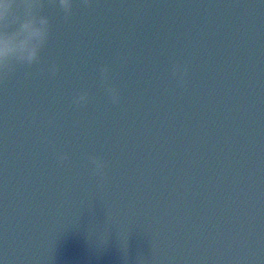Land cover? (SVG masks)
I'll return each instance as SVG.
<instances>
[{
    "label": "water",
    "instance_id": "1",
    "mask_svg": "<svg viewBox=\"0 0 264 264\" xmlns=\"http://www.w3.org/2000/svg\"><path fill=\"white\" fill-rule=\"evenodd\" d=\"M45 15L0 82V264H264V0Z\"/></svg>",
    "mask_w": 264,
    "mask_h": 264
},
{
    "label": "clouds",
    "instance_id": "2",
    "mask_svg": "<svg viewBox=\"0 0 264 264\" xmlns=\"http://www.w3.org/2000/svg\"><path fill=\"white\" fill-rule=\"evenodd\" d=\"M51 5H59L67 21L72 15L74 0H47ZM84 6H88L91 0H81ZM44 0H0V82H4L20 66L31 67L39 63L40 52L48 43L50 37V20L43 14ZM49 71L55 75L58 68L55 64ZM101 83L107 87V91L113 103H119V91L108 84V68L101 69ZM187 73L186 65L176 64L173 74H179V83H184ZM88 93L81 91L74 97V103L79 107L86 103ZM63 162L68 159L66 153L59 155ZM94 165V174L104 178V161L98 157H89Z\"/></svg>",
    "mask_w": 264,
    "mask_h": 264
}]
</instances>
